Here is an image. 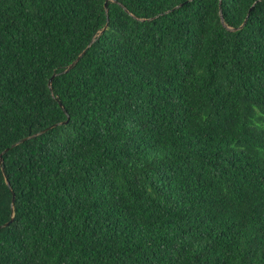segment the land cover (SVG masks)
Returning <instances> with one entry per match:
<instances>
[{
    "label": "trees",
    "instance_id": "obj_1",
    "mask_svg": "<svg viewBox=\"0 0 264 264\" xmlns=\"http://www.w3.org/2000/svg\"><path fill=\"white\" fill-rule=\"evenodd\" d=\"M0 154V264H264V0H0Z\"/></svg>",
    "mask_w": 264,
    "mask_h": 264
},
{
    "label": "water",
    "instance_id": "obj_2",
    "mask_svg": "<svg viewBox=\"0 0 264 264\" xmlns=\"http://www.w3.org/2000/svg\"><path fill=\"white\" fill-rule=\"evenodd\" d=\"M104 8H105V11H107V2H106V1L104 2ZM107 22H108V21H107ZM107 22H106V24H107ZM105 28H106V25L104 26L103 30H104ZM79 56H80V55H79ZM79 56H78L75 60H73L70 64H68V66L65 68L64 71L69 70V69H70V68H71V67L77 62ZM54 75H55V73H53V75L49 78V81H48L49 85H50V83H51L52 78H53ZM64 122H65V121H64ZM43 131H44V130H40V131L35 132V133H33V134L29 135V136L23 137V138H21V139H20L18 142H16V143H19V142L24 141L25 139H28V138L34 137V136H36V135L42 133ZM16 143L12 144L11 146H14ZM6 150H8V148H5L3 151H6ZM1 154H2V153H1ZM1 154H0V162H2ZM2 168H3V167H2ZM5 180H6V183L9 185V183H8V181H7V179H6V177H5ZM13 202H14V193L12 192V204H13ZM10 220H11V219H10ZM8 224H9V221L6 222V223H4L3 225H0V227H2V226H4V225H8Z\"/></svg>",
    "mask_w": 264,
    "mask_h": 264
}]
</instances>
